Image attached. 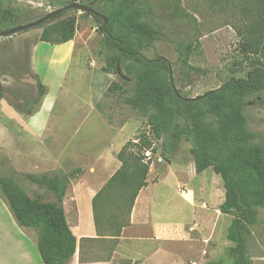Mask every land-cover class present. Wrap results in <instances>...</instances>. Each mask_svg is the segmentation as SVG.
Listing matches in <instances>:
<instances>
[{"label": "trees", "instance_id": "trees-1", "mask_svg": "<svg viewBox=\"0 0 264 264\" xmlns=\"http://www.w3.org/2000/svg\"><path fill=\"white\" fill-rule=\"evenodd\" d=\"M152 0H81L107 19L84 13L99 26L106 50L105 73L117 75L119 65L130 80L123 85L113 84L111 91L128 92L126 104L141 114L147 129L155 140H163V156L167 162L183 143L191 146L190 155L198 175L208 169L223 181L225 202L221 213L234 218L237 228L233 247L226 251L229 264H253L248 243L252 228L259 224V211L264 210V147L255 144V135L248 129L245 109L249 99L264 91V0H246L242 9L240 48L249 64L244 77L241 71L232 76L220 88L196 98L185 97L176 88L173 70L165 60H149L144 52L153 49L161 39L159 28L147 22L148 6ZM171 17L196 22L181 6V0H169ZM16 0H0V30L10 31L38 19H25L15 7ZM219 3V0H215ZM71 4L67 0H51L50 6L60 9ZM92 4V5H91ZM54 18L42 27L40 42L64 45L72 42L78 30L76 18ZM196 46L189 43L179 46L177 53L190 78L196 69L190 64ZM249 62V63H248ZM172 68V67H171ZM172 70V71H171ZM123 73V74H124ZM38 95L25 106L19 107L8 99L0 84V102L5 100L20 116L36 114L47 96V87L37 85ZM264 107V102L255 100ZM147 131L141 134V146L127 143L117 156L121 168L92 201L93 220L100 239L116 242L130 226V218L141 190L148 186L150 167L142 162L141 150L150 148L152 141ZM82 170L70 174L24 175L36 191L30 195L20 184L19 178L0 174V195L23 229L38 235V252L44 264H70L76 253V240L67 221L64 199ZM19 177L21 175H15ZM54 200L48 201L47 196ZM206 264H223L222 261Z\"/></svg>", "mask_w": 264, "mask_h": 264}, {"label": "rangeland", "instance_id": "rangeland-1", "mask_svg": "<svg viewBox=\"0 0 264 264\" xmlns=\"http://www.w3.org/2000/svg\"><path fill=\"white\" fill-rule=\"evenodd\" d=\"M50 1L16 0L15 7L22 11L25 19L36 20L58 10L50 6ZM67 2L81 3V0ZM245 4L246 0H219V3L215 0H181V6L196 19L194 23L173 19L169 0H152L146 20L159 28L162 36L144 55L149 60L159 57L168 60L176 88L189 98L220 88L233 71H241L238 77H244L245 68H250L249 64L240 67L245 59H250V56L245 58L240 48ZM64 18L77 20L78 30L68 44L56 46L40 42L43 32L40 28L0 38V84L5 96L15 105L27 107L25 100L33 101L37 97L40 82L47 87V101L51 100L49 105L52 103L54 107L52 112L48 107L42 111L46 96L34 116H21V124H17L2 108L3 104H9L5 100L0 102V174L19 178V184L30 195L37 188L25 180L24 175H65L83 169L85 161L75 163L70 160L79 143L92 150L125 122L132 125L127 143L134 144L148 131L146 119L126 104L130 87L124 86L128 91L124 93L110 90L115 83L123 85V81L114 72H104L107 53L99 25L78 11L65 13ZM189 43L196 46L190 62L196 71L187 78L177 48ZM256 99L264 102V91L249 99L245 115L248 129L255 135V144L264 147V107L257 105ZM78 107L87 108L84 128L79 132L76 129L67 133L61 131L59 128L65 125L64 120L72 114L75 117L74 111ZM18 149L24 155L19 154ZM16 174L21 176L16 177ZM47 200L54 198L48 195ZM226 219L223 233L206 249L208 262L220 260L229 264L226 251L235 244L237 228L233 217ZM251 230L250 259L253 264H264V210L259 211V224ZM102 249L90 251L88 260L103 258Z\"/></svg>", "mask_w": 264, "mask_h": 264}, {"label": "crops", "instance_id": "crops-1", "mask_svg": "<svg viewBox=\"0 0 264 264\" xmlns=\"http://www.w3.org/2000/svg\"><path fill=\"white\" fill-rule=\"evenodd\" d=\"M48 98L42 111L48 107L52 112L54 107ZM2 108L11 120L21 124V116L12 107L3 104ZM86 109L76 108L75 117L72 114L59 129L65 133L81 131L88 116ZM131 126L125 122L92 150L79 143L70 159L75 163L85 161L64 199L67 221L77 244L70 264H206V249L223 233L227 222V216L221 213L225 189L213 169L197 174L187 143L169 162L150 168L148 186L139 193L130 226L121 237L116 242L98 238L92 201L121 168L117 156L127 143ZM18 153L24 155L19 149ZM98 247L103 248V258L89 261L90 251ZM0 264H44L37 233L19 226L1 195Z\"/></svg>", "mask_w": 264, "mask_h": 264}, {"label": "water", "instance_id": "water-1", "mask_svg": "<svg viewBox=\"0 0 264 264\" xmlns=\"http://www.w3.org/2000/svg\"><path fill=\"white\" fill-rule=\"evenodd\" d=\"M70 11H78L81 12L82 14L84 13H89L91 15H93L94 17H101L102 19H104L105 23H107V19H105L103 16H101L99 13H97L91 6H85L82 5L81 3H74L71 4L65 8H60L54 12L49 13L48 15H46L45 17L38 19L30 24L27 25H23L17 28H14L10 31H3L0 32V38H8V37H12L14 35H17L19 33L25 32V31H29L31 29H35V28H39L42 27L43 25L47 24V23H51V21L60 16L63 15L67 12ZM165 60L168 64V66L171 68V63L166 60L165 58H161L159 61ZM172 71V70H171ZM117 76L122 80V81H130L121 71L119 65L117 66ZM171 82L173 83V78H171Z\"/></svg>", "mask_w": 264, "mask_h": 264}, {"label": "built area", "instance_id": "built-area-1", "mask_svg": "<svg viewBox=\"0 0 264 264\" xmlns=\"http://www.w3.org/2000/svg\"><path fill=\"white\" fill-rule=\"evenodd\" d=\"M146 135L152 141V145L150 148H143L141 150L142 162L150 168L164 164L166 161L163 156V140H155L149 132V128ZM134 144L141 146L140 137L134 142Z\"/></svg>", "mask_w": 264, "mask_h": 264}, {"label": "flooded vegetation", "instance_id": "flooded-vegetation-1", "mask_svg": "<svg viewBox=\"0 0 264 264\" xmlns=\"http://www.w3.org/2000/svg\"><path fill=\"white\" fill-rule=\"evenodd\" d=\"M92 5V4H91Z\"/></svg>", "mask_w": 264, "mask_h": 264}]
</instances>
